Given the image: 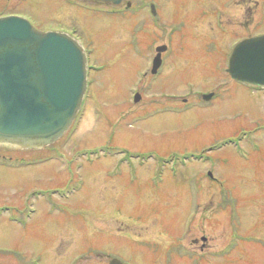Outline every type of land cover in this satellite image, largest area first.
Wrapping results in <instances>:
<instances>
[{
    "label": "rangeland",
    "instance_id": "374dc122",
    "mask_svg": "<svg viewBox=\"0 0 264 264\" xmlns=\"http://www.w3.org/2000/svg\"><path fill=\"white\" fill-rule=\"evenodd\" d=\"M25 1L38 31L80 27L90 85L57 142L0 146V209L16 210H0V264H264V90L226 73L232 42L264 34V0H128L104 18Z\"/></svg>",
    "mask_w": 264,
    "mask_h": 264
},
{
    "label": "water",
    "instance_id": "95a60500",
    "mask_svg": "<svg viewBox=\"0 0 264 264\" xmlns=\"http://www.w3.org/2000/svg\"><path fill=\"white\" fill-rule=\"evenodd\" d=\"M79 1L117 7L124 0ZM164 50L157 49L152 74ZM226 72L237 84L264 89V35L236 43ZM86 74V56L68 35L38 32L16 17L0 19V146L29 151L58 141L80 110ZM109 264L125 263L114 258Z\"/></svg>",
    "mask_w": 264,
    "mask_h": 264
},
{
    "label": "flooded vegetation",
    "instance_id": "af4514ba",
    "mask_svg": "<svg viewBox=\"0 0 264 264\" xmlns=\"http://www.w3.org/2000/svg\"><path fill=\"white\" fill-rule=\"evenodd\" d=\"M15 0H0V17H5V16H16V17H21V18H24L26 20H28L35 28L37 27V25L35 24V19L33 18V16L29 13H22V11H19L18 8L19 6L25 4V0H16L18 1L17 3H15V5L12 7H10L11 5V2H13ZM67 1V5H69L70 7V10L73 9L74 12L78 13L79 12V15L78 16H81V17H84L86 15V13H92L94 15H98V16H102L104 18V16H111V17H115V16H120V15H123V14H126L127 12L129 13H133V12H136L134 10V8H132V5L131 3L128 1V0H125L124 3L119 6L118 8H114L112 6H110L109 4H106V3H100V2H90V1H79V0H66ZM95 6H102V10H95ZM150 6H153L154 7V13L151 14L150 13ZM156 7V4H153V3H150L148 5V9H149V14L151 16V18H154L156 15H155V8ZM97 17V16H95ZM95 19V18H94ZM81 23V26L84 28L83 26V23ZM154 25V24H153ZM67 28H70L68 30V33L70 34L71 37H73L74 39H76L80 44L81 46L83 47L85 53H86V57H87V61H88V65H89V47H88V44L87 42H85L83 40V36L80 34L82 33L81 29H79L80 27H78L77 25H70L69 27ZM42 31H56V32H61V28L59 27H56V28H52L50 30H42ZM246 39V38H245ZM241 40H244V38L242 39H237L235 40L234 42H232V45L235 44L236 42L238 41H241ZM151 43V41L149 42ZM149 43L147 46H149ZM164 47L165 50L163 52L160 53V66L159 68L156 70V72L154 74H152V64H153V61L154 59L156 58V56L158 55V52H157V49L158 48H162ZM151 49V47H150ZM154 50V55L151 57V69H150V76H151V79H154L156 77H158L160 75V71L161 69L163 68V59H162V54L166 52L167 50V46L166 45H159V46H155L153 48ZM90 65L88 67V71H87V79L89 78L88 74L90 72ZM88 89H89V85L87 86ZM182 104H185V100H183V103ZM70 184H67L65 185L64 187H62L63 189H66V188H69ZM8 209L15 213L16 210H12L10 207H8ZM24 210L22 212H16L15 215H13V217H11L9 221L11 222H14V221H24L26 220L27 218L25 216H23L24 214L26 215L27 213V206L23 208ZM12 216V213L10 214ZM230 251V249H229ZM228 251V252H229ZM230 255V254H229ZM115 258L114 256H112V258L109 259V262ZM22 262H25L26 264V260L24 261L21 260ZM36 262H38V264H41V259H36ZM109 262L107 264H109ZM122 262V261H121ZM30 264H34L33 262H29Z\"/></svg>",
    "mask_w": 264,
    "mask_h": 264
}]
</instances>
